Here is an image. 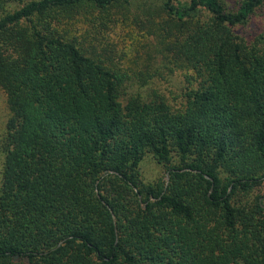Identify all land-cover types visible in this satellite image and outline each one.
I'll use <instances>...</instances> for the list:
<instances>
[{
	"label": "trees",
	"instance_id": "16d2710c",
	"mask_svg": "<svg viewBox=\"0 0 264 264\" xmlns=\"http://www.w3.org/2000/svg\"><path fill=\"white\" fill-rule=\"evenodd\" d=\"M261 17L0 0V264H264ZM146 155L167 180H143Z\"/></svg>",
	"mask_w": 264,
	"mask_h": 264
},
{
	"label": "rangeland",
	"instance_id": "374dc122",
	"mask_svg": "<svg viewBox=\"0 0 264 264\" xmlns=\"http://www.w3.org/2000/svg\"><path fill=\"white\" fill-rule=\"evenodd\" d=\"M238 1L239 0H225L229 8L235 7ZM263 27H264V17H261L260 19H257L254 22L253 30L255 31L261 30V28L263 29ZM253 30H252V33L254 32ZM176 76L179 78V80L181 79V77L178 74ZM172 90H174L176 94L175 89H172ZM166 94L168 95L169 99L173 102L172 94L168 91H166ZM8 117H9V111H8V107L6 104V99H5L3 92L0 90V141L5 132ZM3 159H4V154L1 152V149H0V184H1V169H2V164H3ZM140 171H141L143 180L147 183L152 184L160 179L162 180L168 179V173L166 169L161 164H159L151 155L145 156V158L141 162ZM260 194L264 196L262 191L260 192ZM261 201H264V198ZM142 207L143 209H145L146 205L143 203Z\"/></svg>",
	"mask_w": 264,
	"mask_h": 264
}]
</instances>
